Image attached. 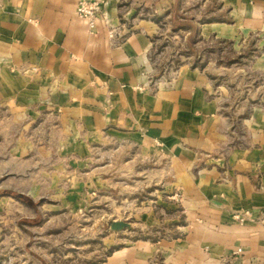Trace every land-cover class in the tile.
Wrapping results in <instances>:
<instances>
[{"label": "crops", "instance_id": "0c3cea01", "mask_svg": "<svg viewBox=\"0 0 264 264\" xmlns=\"http://www.w3.org/2000/svg\"><path fill=\"white\" fill-rule=\"evenodd\" d=\"M100 1L105 16L92 32L75 15L77 0H0V133L6 139L12 118L8 165L20 175L9 190L36 202L40 188L23 182L38 168L31 180L48 182L50 196L84 198L90 184L97 204L109 175L141 177L138 188L150 191L132 212L141 229L160 234L99 264H264V225L231 217L264 213V110L240 101L233 110L226 86L188 62L169 85L148 86L154 37L181 0H130L125 11L124 0ZM139 10L147 16L132 18ZM215 12L195 15L198 38L227 40L239 56L254 43L245 67L264 74V0H218ZM114 25L121 40L110 35Z\"/></svg>", "mask_w": 264, "mask_h": 264}, {"label": "rangeland", "instance_id": "374dc122", "mask_svg": "<svg viewBox=\"0 0 264 264\" xmlns=\"http://www.w3.org/2000/svg\"><path fill=\"white\" fill-rule=\"evenodd\" d=\"M129 1L124 0L122 3L125 4L122 6L124 11ZM202 1L181 0L180 8H176L178 10L172 14V17L176 15L179 19L169 21L170 27L169 23H166L164 37L154 39L155 45L150 55L154 68L148 86L154 88L161 83L169 85L176 76L178 66L188 62L197 64L215 82L226 86L231 93L233 110L239 108V101L244 102L249 108L264 110V74L251 72L245 67L252 61V56L256 52L254 43L250 42L244 48L245 54L241 53L240 56L245 60L241 61L238 53L232 50L229 41L214 37L199 39L195 31V15L202 18L212 17L211 12H215L218 4V0H210L208 7H205L202 6ZM78 3L79 0L76 2L75 12ZM122 15L123 13L120 20ZM136 16L147 15L146 12L139 10L132 18ZM174 27L178 31L173 30ZM204 28L207 29V26ZM170 30L174 32L171 33ZM166 35L169 37L167 40L164 39ZM191 37L193 47L189 44ZM2 120L5 121L6 118ZM6 121L8 124L6 139L5 134L0 133V264H99L115 248L126 246L133 240L157 239L156 235H159L160 231L158 233L154 231L152 236L149 235L141 229V224L135 219L140 217L139 214H135L134 217L132 212L133 208L140 206L150 191L138 188V185L143 187L141 177L140 181L135 183L131 181L132 178L125 177L127 180L119 181L117 176L109 175L112 181L108 183V188L99 194L102 197L95 204L94 190H88L90 184L84 190L86 191L84 198L76 195L70 198L50 196L46 189L48 182L42 183L37 175L31 180L30 171L38 172V168H33L28 171L23 185L24 188L33 185L40 188L39 191L43 193L41 198L36 199L33 204L21 199L23 203L20 205V199H15L13 195L3 197L6 194L4 192L12 191L9 189L15 186V178L20 177L13 167L8 165L10 159L13 161L11 146L18 136L14 128L16 124H13L10 117ZM4 139L6 147L1 145ZM118 167L117 165L113 171ZM133 186L136 187L135 194L129 197L132 195L130 187ZM62 189L64 190L62 193H67L66 185ZM154 206L155 210H158L157 205ZM52 207H60L62 210H48ZM166 213L173 218L175 211L171 209ZM113 220L127 221L133 228L113 230L110 227ZM27 222L33 223L32 226H28V230H21L18 225L28 224ZM26 254L39 255L43 260L29 261L22 256Z\"/></svg>", "mask_w": 264, "mask_h": 264}, {"label": "built area", "instance_id": "2783aa9c", "mask_svg": "<svg viewBox=\"0 0 264 264\" xmlns=\"http://www.w3.org/2000/svg\"><path fill=\"white\" fill-rule=\"evenodd\" d=\"M103 7L104 3L100 0H79L75 15L79 19L85 21L88 29L93 32V30L95 29L96 20L98 18H104L105 16ZM173 32L174 31H171V33ZM110 35L112 38H116V40H121L123 37L122 30H120L117 25L110 26ZM168 38L169 37H167L166 35L164 39L167 40ZM159 51L161 52L162 49L160 48ZM231 217L239 224H243L246 222H256L264 225V213L262 212H255L248 209L240 211L236 210L231 213Z\"/></svg>", "mask_w": 264, "mask_h": 264}, {"label": "water", "instance_id": "95a60500", "mask_svg": "<svg viewBox=\"0 0 264 264\" xmlns=\"http://www.w3.org/2000/svg\"><path fill=\"white\" fill-rule=\"evenodd\" d=\"M111 229L120 230L123 228H130V224L127 221L113 220L110 224Z\"/></svg>", "mask_w": 264, "mask_h": 264}, {"label": "trees", "instance_id": "16d2710c", "mask_svg": "<svg viewBox=\"0 0 264 264\" xmlns=\"http://www.w3.org/2000/svg\"><path fill=\"white\" fill-rule=\"evenodd\" d=\"M173 13H174V12H173ZM174 19L176 20V19H179V18H178V16L174 15ZM156 37H157V36H156ZM156 37H154V39H155ZM189 44L193 47V37H191V38L189 39ZM7 192H9V194L13 195V196L16 197V198L22 199L23 201H26V202H28L29 204H33V201H32L30 198L24 197V196H22V195H20V194H18V193L12 192V191H7Z\"/></svg>", "mask_w": 264, "mask_h": 264}]
</instances>
